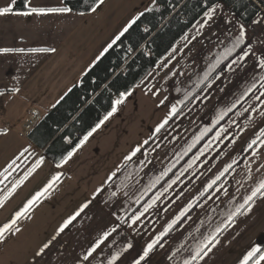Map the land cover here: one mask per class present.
Returning a JSON list of instances; mask_svg holds the SVG:
<instances>
[{
	"label": "crops",
	"instance_id": "obj_1",
	"mask_svg": "<svg viewBox=\"0 0 264 264\" xmlns=\"http://www.w3.org/2000/svg\"><path fill=\"white\" fill-rule=\"evenodd\" d=\"M66 1L27 0V7L29 11L31 8H64ZM113 1L103 0L95 11L87 15L73 12L0 15V49L24 50L0 51V92H3L0 95V174L21 161L25 154L35 152L33 143L28 151V138L17 137L16 144L12 140L15 134L21 136L31 107H42L50 99L48 88L53 80L48 74L45 81H38L41 78L39 74L45 70V65H48L49 72H55L59 66L53 60L57 56L26 55L33 54V49H55L41 51L47 54L60 52L67 36L77 28L68 23L77 22L80 27L83 16L88 18L104 7L107 9ZM12 3L13 0H0V8ZM213 7L212 19L208 20L204 15L126 96L123 103H114L117 111L103 120L71 158L60 166L53 164L47 173L42 171L46 165L42 160L13 187V194L26 187L13 208L15 227L22 228L16 232V238L23 235L26 239L23 233L26 221L38 227L28 238L33 247L27 249L25 259L13 258V264H135L147 245L164 233L168 225L181 217L180 214L191 204L187 212L192 213L181 223L177 221L149 256L141 261V264H185L195 254L197 246L215 233L217 227L227 223L229 215L264 182V136L260 135L264 131L261 123L264 122V96L256 99L264 91L260 87L264 71H258L251 77L244 76L250 71L253 60V56H247L239 67L232 65L234 71L225 67L218 74L219 79H213L202 89L209 80L204 79V73L210 69L208 66L201 68L203 56H211L209 48L218 42L213 35L209 37L208 24L220 15L228 16L224 22L240 21L226 5ZM66 27L70 32H64ZM184 39L186 45L178 52L179 56H168L176 52L173 50ZM195 41H203L200 56H194L197 53L184 56L185 50ZM253 83L256 88L249 92ZM241 102L247 103L242 106ZM173 107L176 108L175 113L172 112ZM229 113L232 116L222 125ZM133 115L139 117L138 123L144 127L133 125ZM117 118L129 122L131 136L127 133L119 141L111 142L110 135L105 133L113 128ZM165 120L167 123L157 132ZM135 136L139 139L133 138ZM254 140L256 143L252 144ZM138 147L140 151L134 157L138 161L131 167L126 154ZM96 163L98 171L92 176L90 172ZM116 167L117 170L108 171ZM214 180L219 183L209 194L217 196L210 200L225 207L226 212H209L210 220L202 217L204 212H195L198 207L195 204L200 198L192 201L193 197L186 196L188 189L190 193L200 184L208 192L212 188L208 186L216 184H212ZM46 188L47 192L44 191ZM37 193L44 194L24 216L17 219L16 214ZM153 200L155 204L144 212ZM165 201L169 202L166 206ZM249 204L250 211L249 205H245L246 210L236 215L217 235L219 242L213 241L214 246L209 245L211 251L205 249L207 255L201 253L203 258H197L193 264H210L211 259H217L216 264H225L235 251L239 254H234L235 262L230 264H243V256L254 247L262 246L264 196L258 194ZM177 209L182 212H177ZM142 212L143 215L133 224V217ZM73 216L75 219L60 232ZM105 233H109L106 239ZM101 240L103 242L96 247ZM46 243L49 246L37 255ZM94 247L96 250L89 255ZM17 248L18 242H13V252ZM85 256L88 258L84 259Z\"/></svg>",
	"mask_w": 264,
	"mask_h": 264
},
{
	"label": "rangeland",
	"instance_id": "obj_2",
	"mask_svg": "<svg viewBox=\"0 0 264 264\" xmlns=\"http://www.w3.org/2000/svg\"><path fill=\"white\" fill-rule=\"evenodd\" d=\"M156 1L157 0H114L113 2H111V4L107 6L108 7L107 9H105L104 7L98 10L97 12L93 13L92 15H90L88 18L83 16L82 17L83 19H81L80 21V27H78L77 22L76 24L68 23V25H76L77 28L71 36H67L66 44L61 48L60 52L57 51L55 54H47L41 51H34L33 54H27L26 56H57L53 60L56 61L59 64V66L55 72H49L47 71L48 65H45V70H43L41 74H39V77L41 78L38 81L41 80L45 81V78L48 74H50L49 79L53 80L49 82V88H48L50 90V99L48 100V103L44 104L42 107L31 105L32 107L31 110L29 111L28 119L22 127L23 132H21V136L15 134L16 136H14L12 140L13 143L16 144V140L18 138L21 137L23 139L28 138L27 142L30 141V143L27 145V148H29L28 151H30V146H32L31 145L32 142L29 139V135L33 132L36 126L43 120L42 117L44 116L46 117L53 110V108L69 93V91L73 87L80 84L82 78L86 75V73L102 58V56H104L117 43V41L115 44L112 45L111 48L108 49L107 52L104 51L105 48H107V46L111 44L112 41L124 30V28L127 27L137 16L140 17L141 13L148 11V9L154 8L156 6ZM255 4L258 7H260L261 13L250 24H245L242 21H238V23L224 22L225 20H228V16L226 17V15H220L218 16L217 20H215L214 22H210L208 24L209 37L213 35L214 38L218 39V42L216 45L210 46L209 52L211 53V56H203L204 65H202L201 68L207 66L211 67V65L222 56V54L225 52L226 49L232 47L236 38L240 36L241 25H243L245 36H244V42L238 48L235 49V51L230 55V57H228L226 60L220 63L216 67L215 71H213L210 74L208 78L209 80H207L206 83L203 84L202 89L206 84H208L210 81L215 79V77L232 61L233 58H235L238 55H241L243 51H247L249 47L251 51L248 56H253L252 66L250 68V71L246 72L244 76L251 77L254 76L256 73H258V71L259 72L264 71L257 66L259 60L264 59V0H261V3L256 1ZM214 19H215V15H214ZM64 32L66 33L70 32L69 27H66ZM188 36L190 38L192 37V34ZM58 38H60V36ZM185 40L186 39H184L183 42L179 43L177 47H175L173 51L176 52H172L168 56H179L178 52L182 51L185 48L186 45ZM202 43L203 41H199V42L195 41L194 43H192L191 45L193 46L185 50L184 56H192V54L194 53H197L194 54V56H200L201 54L200 50L203 48ZM102 53L103 55H101ZM185 65L189 66L188 62H185ZM46 85L48 87V84ZM242 104L243 103L241 102V105ZM244 104L242 106H244ZM34 111L38 112L39 119L36 125L32 127L33 129L32 130V129H28V126L31 123V121L29 120L31 119V116ZM232 113H229V116L226 115L227 118L225 120L223 119L224 123H222V125L229 120V118L232 116ZM132 119H134L133 125H135V127H137L138 124H139L138 126H142V123H138V119H139L138 116L133 115ZM156 123L160 125L159 121H157ZM261 123L264 126V122L262 121ZM131 127L132 126L129 124V122H127L123 118L121 119L117 118L114 121L113 128L115 129L121 128V130L114 131V129L111 128L110 131L105 134L110 135L109 138H111V142H114L116 140L119 141L124 134L128 133L131 136V130H132ZM142 127H144V125ZM133 138L139 139L138 136H135ZM115 147H118L117 144ZM33 148L35 149V152H33L32 154L29 153L25 154L24 158L21 161L13 164V167L10 168L9 170L7 171L3 170L2 172V176L0 177V197H1L0 227H3L4 225L10 223L13 220V208L15 206V202L21 199V197L24 195V192L26 190L25 187L24 189H21L18 193L13 194L15 192L13 191V187L19 184V182L26 177L27 172L31 171V169L34 168L37 164H39L42 160L46 162L45 168L42 169V171L45 173L48 172L49 167H50L49 169H52L53 164H55L46 156L45 150H40L35 145L33 146ZM129 155H131V151L128 154H126L127 157ZM134 157L136 156H133L130 160H127L129 166L131 167H133L134 163L138 161V159L137 158L134 159ZM118 167L108 171L111 172L113 170H117ZM172 170L173 169L170 170L169 174L172 172ZM42 171H40V174L42 173ZM97 171L98 169L96 163V167L92 168V172H90V175L92 174L93 176V173H97ZM190 186L191 185L189 184V187ZM213 186L211 189L215 188V187L213 188ZM203 187H204L203 184L196 185L195 188L190 190V193L188 189V195L187 196L185 195L186 198L190 196L191 199V197H193L192 201H195L198 197L200 198V200L195 204V206L196 205L198 206L196 207L195 212L198 213L204 212L202 217L205 219L209 218L210 220L212 219V217L209 215V212H226L225 207H222V205L210 200L217 195L215 194L210 196L209 193L211 189L208 192H206L205 191L206 188ZM209 196L211 198H209ZM164 203L165 206L169 204L168 201H165ZM180 206L181 204H179V207ZM244 210H246V208L243 209L242 212ZM177 212H182V210L177 209ZM190 213L192 212H185L184 216L180 217L179 219L180 221L179 220L178 221L181 223L187 216H189L188 214ZM40 220L44 222L42 218H40ZM36 228L38 227L34 226L32 222L26 221V223L23 224V229H24L23 233L27 236L26 239L24 238L23 235H19L16 238L15 231L6 233L5 240L3 242H0V264H13V258L17 260L22 258L25 259V256L27 254V249H29L32 246L28 238L35 233ZM19 229H20L19 231H22V228ZM26 230H29V232L26 233ZM262 241H263L262 242V246H263L264 245L263 238ZM13 242H18V248L14 250V252H13ZM235 253L237 255L239 254V252L236 251ZM235 253L231 254L230 256L231 259L230 260L227 259L225 264H230L231 261L235 262L234 260ZM246 256H243V258L245 259ZM216 263H217V259H211L210 264H216ZM262 263L264 262H261L260 264Z\"/></svg>",
	"mask_w": 264,
	"mask_h": 264
},
{
	"label": "trees",
	"instance_id": "obj_3",
	"mask_svg": "<svg viewBox=\"0 0 264 264\" xmlns=\"http://www.w3.org/2000/svg\"><path fill=\"white\" fill-rule=\"evenodd\" d=\"M256 1L261 3V0H157L156 6L144 12L80 84L36 126L29 139L45 150L56 165H62L68 153H73L111 112L115 100L122 93H130L210 8L224 4L240 21L250 24L261 13ZM98 3L99 0H68L64 7L85 15ZM25 11H29L27 0H18L14 12ZM261 251L264 252V245ZM260 254L248 264H255Z\"/></svg>",
	"mask_w": 264,
	"mask_h": 264
},
{
	"label": "snow or ice",
	"instance_id": "obj_4",
	"mask_svg": "<svg viewBox=\"0 0 264 264\" xmlns=\"http://www.w3.org/2000/svg\"><path fill=\"white\" fill-rule=\"evenodd\" d=\"M103 0H99V3L97 6H99V4H102ZM14 4H15V0H13V3L7 7L4 8H0V15H8V14H13L14 12ZM218 7V6H217ZM93 11H95L96 9L93 8ZM148 11H151V9H148ZM46 12H71L70 8L64 7V8H56V9H37V8H31L30 11H25V12H20V13H15L17 15H24V16H29L32 15L34 13H40V14H45ZM215 12V7L210 8L206 13L205 16L207 17L208 20H211L213 17V14ZM140 15H143V13H141ZM139 19V16H137L127 27L124 28V30L112 41L111 44H109L107 46V48H105V52L108 51L109 48L112 47L113 44L116 43V41H118L120 39L121 36L124 35V33H126L128 31L129 28L132 27V24L136 23V20ZM207 22V21H206ZM203 27V25H202ZM241 28V32H240V36L236 38L235 42L233 43L231 48H228L225 50V52L222 54V56L217 59L210 67L209 71L204 73V79L207 80L208 76L210 75V73L212 71H215L216 67L222 62V60H225L228 58V56H230L236 48H238L243 42H244V36H245V32H244V28L243 25L240 26ZM0 51L2 52H10V51H21L23 52V49H18V50H13V49H0ZM33 51H55V49H33ZM251 49L249 47V49L247 51H243L241 55H238L235 59H233L226 67L228 70L230 71H234L235 69L232 67V65H237V67L240 66V64L247 58V56L249 55ZM103 55V53L101 54ZM99 59V58H98ZM260 69L264 70V59H260L259 63L257 65ZM222 74V73H221ZM215 79H219V75H217L215 77ZM214 82V81H213ZM211 86V84H209V87ZM260 87L264 88V76L260 77ZM256 88V84L253 83L251 85V87L248 89V91H252V89ZM13 91H19V89H13ZM128 94L122 93L121 94V98L117 99L114 103L115 105H119L121 103H123V100L126 98ZM0 95H3V92H0ZM261 96H264V91L260 92V95L256 97L257 100L260 99ZM230 110V109H229ZM117 111V108L114 106L111 110V112H109L105 117L104 120H107L110 116H112L115 112ZM172 112L175 113L176 112V108L173 107ZM104 121L102 120L100 122V124H102ZM167 123V120L164 121V123H162L157 129L156 131L159 132L161 128L164 127V124ZM100 124L96 125V128L100 127ZM96 128H93L92 131H90L84 138L83 140L80 142V145H78L77 147L81 146L85 141H87L88 137L92 135V132H94L96 130ZM261 136H264V132L260 133ZM259 139V137L257 138ZM147 143V142H145ZM256 141H252V144H255ZM252 144L249 145V147H252ZM140 151V148H136L129 157H127L126 159L130 160L133 156H135L137 154V152ZM72 152L68 153V158H71L72 156ZM202 154V153H201ZM13 163H15V161H13ZM191 166V165H190ZM9 167H11V165H9ZM231 167V166H229ZM7 171V170H6ZM225 171H227V169H225ZM2 175V174H0ZM113 176H115V173H113ZM220 177H217V180ZM172 183H175V180L172 181ZM216 181L214 180L212 182V184H215ZM49 187H51V185H49ZM169 187H171V185H169ZM209 188L212 187V185L210 184L208 186ZM45 192H47V188L44 190ZM44 193H37L35 197L32 198V200L28 201V204L25 206V208L21 211L18 212L16 214L17 219L20 218L21 216H24L29 208L33 205V203H35V201L42 196ZM264 196V182L260 183V185L251 193V195H249L246 200L244 201V204H241L239 207L236 208V210L234 212H232L229 215L228 218V222L225 223L222 227H217L216 232L211 234L209 237H207L204 241H202L196 248L195 250V254L189 259L185 261V264H193L194 261H197V258H203L201 256V253H203L204 255H207V252L205 251V249H207L208 251H211V248L209 247V245L214 246L213 241H215L216 243H218V239H217V235L224 229L228 227V224L232 222L233 218L236 215L241 214L242 210L245 209V205H249L248 210L250 211V201H253V199L257 196ZM211 198V197H209ZM156 199H159V196L156 197ZM155 200L152 201L151 204L147 205L144 208V212L148 211V208L152 207L153 204H155ZM84 207H87V205H85ZM192 207V205L190 204L188 206V209H190ZM188 209H185L184 212H182L180 215L181 217L184 216L185 212L188 211ZM81 211H83V209H81ZM76 215H79V212L76 213ZM143 215V212L140 213L139 215H136L135 217H133L132 219V223L135 224L137 220L140 219V216ZM75 219V216H73L69 221H67L65 223V225L63 227H61V229L59 230L60 232H63L64 229L68 226V224L71 223L72 220ZM180 219V217H177L176 220H174L171 224L168 225V228L165 230L164 233H161L160 236H158L156 239H154L151 243H149L146 247V249L144 250L143 254L139 257L138 260H136L135 264H141V261L145 260L149 254L153 251L154 247L156 246V244L159 243L160 239L167 234V232L173 227L174 224L177 223V221ZM16 225V220H12L10 223L4 225L3 227H0V242H3L5 240V234L6 233H10V232H18L20 229L18 227H15ZM113 231H115V229H113ZM109 235V233H105V239L107 238V236ZM103 240L99 241L96 245V247H99V244L102 243ZM49 245L46 243L44 245V247L40 250V252L37 253V255H40L41 253H43L44 249H46ZM96 247H94L90 252L89 255H91L92 252H94L96 250ZM129 247H131V245H129ZM161 247H163V245H161ZM257 253H261L259 255V258L255 261V264H260L261 261H264V252L261 251V247L260 246H256L254 247L249 253L248 255L245 257L243 264H248V261L251 260L253 257H255L257 255ZM88 257L85 256L84 259H87ZM114 260L116 259V257L113 258Z\"/></svg>",
	"mask_w": 264,
	"mask_h": 264
},
{
	"label": "built area",
	"instance_id": "obj_5",
	"mask_svg": "<svg viewBox=\"0 0 264 264\" xmlns=\"http://www.w3.org/2000/svg\"><path fill=\"white\" fill-rule=\"evenodd\" d=\"M38 116H39L38 112L34 111L32 116H31V119L29 120V121H31V123L28 126V129H32V127H34V125H36V123L38 122V119H39Z\"/></svg>",
	"mask_w": 264,
	"mask_h": 264
}]
</instances>
